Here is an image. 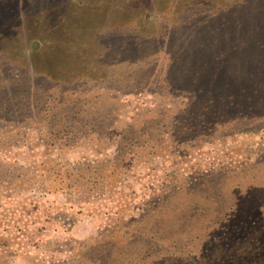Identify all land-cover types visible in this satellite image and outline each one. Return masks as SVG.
Returning <instances> with one entry per match:
<instances>
[{
  "label": "rangeland",
  "instance_id": "rangeland-1",
  "mask_svg": "<svg viewBox=\"0 0 264 264\" xmlns=\"http://www.w3.org/2000/svg\"><path fill=\"white\" fill-rule=\"evenodd\" d=\"M246 216L264 0H0V264H218Z\"/></svg>",
  "mask_w": 264,
  "mask_h": 264
},
{
  "label": "trees",
  "instance_id": "trees-1",
  "mask_svg": "<svg viewBox=\"0 0 264 264\" xmlns=\"http://www.w3.org/2000/svg\"><path fill=\"white\" fill-rule=\"evenodd\" d=\"M247 218L241 220L236 230L230 232L231 235L222 238L223 243L231 244L232 248L226 250L219 245L221 251L215 256L218 264H264V218ZM223 255L232 260V263H228Z\"/></svg>",
  "mask_w": 264,
  "mask_h": 264
}]
</instances>
